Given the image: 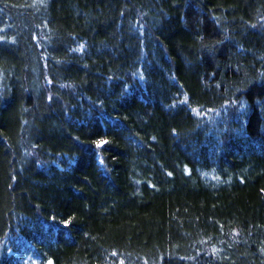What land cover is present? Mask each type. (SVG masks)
Here are the masks:
<instances>
[{
    "label": "trees",
    "instance_id": "1",
    "mask_svg": "<svg viewBox=\"0 0 264 264\" xmlns=\"http://www.w3.org/2000/svg\"><path fill=\"white\" fill-rule=\"evenodd\" d=\"M264 264V0H0V264Z\"/></svg>",
    "mask_w": 264,
    "mask_h": 264
},
{
    "label": "rangeland",
    "instance_id": "2",
    "mask_svg": "<svg viewBox=\"0 0 264 264\" xmlns=\"http://www.w3.org/2000/svg\"><path fill=\"white\" fill-rule=\"evenodd\" d=\"M28 264H39V262L36 260H33L31 263H28Z\"/></svg>",
    "mask_w": 264,
    "mask_h": 264
},
{
    "label": "snow or ice",
    "instance_id": "3",
    "mask_svg": "<svg viewBox=\"0 0 264 264\" xmlns=\"http://www.w3.org/2000/svg\"><path fill=\"white\" fill-rule=\"evenodd\" d=\"M50 264H51V262H50Z\"/></svg>",
    "mask_w": 264,
    "mask_h": 264
}]
</instances>
